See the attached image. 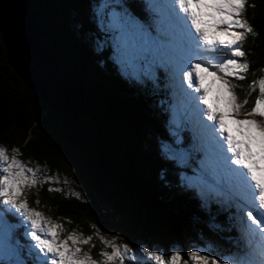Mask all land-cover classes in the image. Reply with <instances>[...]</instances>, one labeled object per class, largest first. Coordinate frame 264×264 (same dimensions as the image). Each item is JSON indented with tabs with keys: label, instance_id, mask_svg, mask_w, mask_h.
<instances>
[{
	"label": "trees",
	"instance_id": "1",
	"mask_svg": "<svg viewBox=\"0 0 264 264\" xmlns=\"http://www.w3.org/2000/svg\"><path fill=\"white\" fill-rule=\"evenodd\" d=\"M27 2L45 31L44 47L59 50L64 70L90 99L88 115L66 126L8 63L0 34V145L9 153L13 147L21 150L25 160L47 167L52 176L69 165L82 186V197H76L65 184L49 192L57 185L44 182L29 190L28 203L63 223L64 234L79 229L95 237L92 224L101 231L116 228L137 250L141 245L153 250L154 241H160L166 256L172 244L200 240L213 242L215 254L234 251L239 232L233 202L222 205L213 197L203 208L198 193L184 186L182 177L195 174L203 155L189 148L191 121H184L185 128L174 127L170 118L180 97L174 77L163 68L143 84L121 75L112 38L97 27L93 14L99 0ZM249 4L255 8L247 7L245 18L258 35L248 36L242 46L250 64L246 79L233 80L240 85L235 89L239 99L248 100L247 109L258 94L257 89L249 95L248 85L264 76V0ZM170 129L179 133V147L190 153L185 166L162 151V145L177 146ZM11 222L27 244L23 228ZM92 241V255L98 256L103 244ZM24 259L33 264L27 255Z\"/></svg>",
	"mask_w": 264,
	"mask_h": 264
},
{
	"label": "snow or ice",
	"instance_id": "2",
	"mask_svg": "<svg viewBox=\"0 0 264 264\" xmlns=\"http://www.w3.org/2000/svg\"><path fill=\"white\" fill-rule=\"evenodd\" d=\"M247 7L255 5L249 0H140L138 5L99 0L93 13L97 27L112 38L115 63L124 78L143 84L153 79L156 68L170 77L182 75L185 111L195 117L193 139L203 153L195 174L182 177L184 186L198 193L203 208L217 196L235 204V250L217 256L210 246L194 247L185 258L180 249L166 256L143 245L137 250L117 244L115 236L109 240L75 230L65 236L61 223L27 200L29 190L52 178L41 179L39 166L26 167L17 148L9 156L0 145V264H27L25 255L33 264H142V258L143 264H264V76L248 85L249 95L258 89L250 109L245 107L247 98L241 101L235 92L240 85L233 82L246 79L250 64L243 59L247 53L242 46L248 36L258 35L245 18ZM170 131L177 146L162 145V151L185 166L190 153L179 147V133ZM8 215L16 217L27 244L17 237ZM94 238L110 249L98 252L101 260L90 254Z\"/></svg>",
	"mask_w": 264,
	"mask_h": 264
},
{
	"label": "water",
	"instance_id": "3",
	"mask_svg": "<svg viewBox=\"0 0 264 264\" xmlns=\"http://www.w3.org/2000/svg\"><path fill=\"white\" fill-rule=\"evenodd\" d=\"M0 34L8 63L66 126L88 115V95L64 70L59 50L43 46L45 31L27 0H0Z\"/></svg>",
	"mask_w": 264,
	"mask_h": 264
},
{
	"label": "rangeland",
	"instance_id": "4",
	"mask_svg": "<svg viewBox=\"0 0 264 264\" xmlns=\"http://www.w3.org/2000/svg\"><path fill=\"white\" fill-rule=\"evenodd\" d=\"M236 31H239L238 29L236 30ZM109 43H110V41H109ZM111 44H112V46H113V42L111 41ZM44 46V45H43ZM210 54H212V53H210ZM215 55H221L220 53H215ZM152 76L154 77V74H152ZM180 78H179V81H180V83H181V81H182V75H180L179 76ZM184 87L185 88H187V86L186 85H184ZM197 102H198V100H197ZM177 107H174V108H172V113L170 114V118H171V120H172V122H173V125H174V127H177V122L179 123V127H182L183 126V123H184V121L186 120V119H188V117L189 116H191L192 114L191 113H186V111H185V108H186V106H185V104L183 103V101L182 102H179L177 105H176ZM204 106L203 105H200V108H203ZM239 119H243L244 117L243 116H241V117H238ZM195 122H196V120H195ZM184 127V126H183ZM190 129L194 132V129L196 128V125H194V123L192 122V124H190ZM185 128V127H184ZM190 140H191V138H190ZM193 143V144H192ZM189 148L190 149H197L198 148V141L197 142H195L194 143V141H190V145H189ZM19 151V155H18V159H20L21 161H23V162H25V165H26V167H32V168H35V167H37V166H39V168L41 169V171H40V173H39V175H40V177H41V179H43L44 177H45V175L47 176V177H51L52 178V181L51 182H49V183H52V184H56L57 186V188H58V186H60V184H65L67 187V189H68V191L70 192V193H72V194H74V196H76V197H82V186L80 185V180H79V178H78V176L73 172V170L70 168V166L69 165H65V166H63L62 168H60V170H59V173H55L53 176L51 175V173H50V171H49V169L47 168V167H44L43 168V166H41V165H39V164H36V163H34V164H32V163H30L29 161H27V160H25L24 158H23V156H22V152H21V150H18ZM8 154H9V156H11L13 153L11 152V153H9L8 152ZM56 181H58V182H56ZM53 187V186H52ZM74 191V192H73ZM224 197V196H223ZM217 198V200H218V198H222V196H217L216 197ZM29 206L30 207H32V208H35L36 210H38V211H40L39 209H37L36 207H33V206H31L30 204H29ZM234 211H235V214H236V208L234 209ZM40 212H42L46 217H50L53 221H55V222H57V223H61L60 221H58L56 218H54L52 215H46L43 211H40ZM7 219H10L11 221H13V222H16L17 221V219H16V217L15 216H13V215H8V217H7ZM9 221V220H8ZM18 222V221H17ZM61 224H63V223H61ZM18 225V227H20L19 226V224H17ZM93 225L91 224V227H92ZM20 228H22V227H20ZM96 229H99V228H96ZM77 233H82L83 235H85L81 230H79V229H76L75 230ZM93 234L96 236V235H102V236H104L106 239H109V240H111L112 239V237H118V239L116 240V243L117 244H123V243H126V244H128L127 242H125V241H123V238H122V236L119 234V232H118V230L116 229V228H114V227H109V228H107V229H105V230H103V231H101L100 229H99V233H97L96 231H95V229L93 228ZM65 236L67 235V234H64ZM86 236V235H85ZM99 240V239H98ZM99 242H100V240H99ZM27 243H28V241H27ZM91 243H93V241H91ZM101 243V242H100ZM102 244V243H101ZM85 246V245H84ZM84 246H82L83 247V249H84V251H89V249H86V248H84ZM130 246V245H129ZM164 245L162 244V242H160V241H157V240H155L154 241V245H153V250H161V251H163L164 252V250H165V248L163 247ZM208 246H210L211 248H212V251H213V254H215V249H216V246L213 244V242H211V241H209V240H206V241H204V240H200V241H196V242H188L187 244H185V245H181V244H172L171 245V249L169 250V253H170V251L171 250H173V249H180L181 251H182V254L185 256V258H187V252L189 251V250H191L192 248H194V247H208ZM101 250H106V251H110V249H105L104 248V246H103V248H100V249H98L97 248V251L99 252V251H101ZM98 252H97V255H98ZM168 253V254H169ZM229 252H227V251H225L224 250V252L222 253H217V254H215V255H217V256H220V255H227ZM91 256H92V258L93 259H96V260H99L98 258H100V260L101 259H103L102 257H100L99 255L98 256H94V255H92V251H91ZM98 257V258H97ZM142 261H146V258H142Z\"/></svg>",
	"mask_w": 264,
	"mask_h": 264
},
{
	"label": "bare ground",
	"instance_id": "5",
	"mask_svg": "<svg viewBox=\"0 0 264 264\" xmlns=\"http://www.w3.org/2000/svg\"><path fill=\"white\" fill-rule=\"evenodd\" d=\"M64 189V188H63ZM63 189H62V191H63ZM74 192V191H73Z\"/></svg>",
	"mask_w": 264,
	"mask_h": 264
}]
</instances>
